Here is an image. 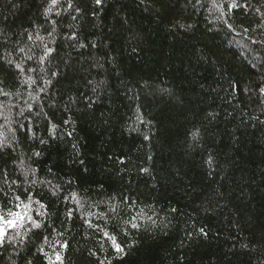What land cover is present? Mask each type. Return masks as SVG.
<instances>
[{
  "label": "trees",
  "instance_id": "obj_1",
  "mask_svg": "<svg viewBox=\"0 0 264 264\" xmlns=\"http://www.w3.org/2000/svg\"><path fill=\"white\" fill-rule=\"evenodd\" d=\"M0 216V264H264V0H0Z\"/></svg>",
  "mask_w": 264,
  "mask_h": 264
},
{
  "label": "snow or ice",
  "instance_id": "obj_2",
  "mask_svg": "<svg viewBox=\"0 0 264 264\" xmlns=\"http://www.w3.org/2000/svg\"><path fill=\"white\" fill-rule=\"evenodd\" d=\"M96 3L100 4L101 0H96ZM13 215L14 216H18L19 214L18 213H13ZM16 224H17V219H12V220L5 221L4 217L0 216V243H2L3 237H6V235H7L6 229L8 227L14 228L16 226ZM116 250L118 252L122 251V249L118 245H117ZM57 259H59V257H57Z\"/></svg>",
  "mask_w": 264,
  "mask_h": 264
},
{
  "label": "rangeland",
  "instance_id": "obj_3",
  "mask_svg": "<svg viewBox=\"0 0 264 264\" xmlns=\"http://www.w3.org/2000/svg\"><path fill=\"white\" fill-rule=\"evenodd\" d=\"M5 219V221H8V220H10V219H8V218H4Z\"/></svg>",
  "mask_w": 264,
  "mask_h": 264
}]
</instances>
